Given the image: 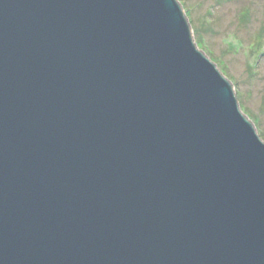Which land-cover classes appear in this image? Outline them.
I'll return each instance as SVG.
<instances>
[{
  "label": "water",
  "instance_id": "1",
  "mask_svg": "<svg viewBox=\"0 0 264 264\" xmlns=\"http://www.w3.org/2000/svg\"><path fill=\"white\" fill-rule=\"evenodd\" d=\"M0 264H264V141L177 0H0Z\"/></svg>",
  "mask_w": 264,
  "mask_h": 264
},
{
  "label": "rangeland",
  "instance_id": "2",
  "mask_svg": "<svg viewBox=\"0 0 264 264\" xmlns=\"http://www.w3.org/2000/svg\"><path fill=\"white\" fill-rule=\"evenodd\" d=\"M197 48L231 83L264 141V0H177Z\"/></svg>",
  "mask_w": 264,
  "mask_h": 264
}]
</instances>
